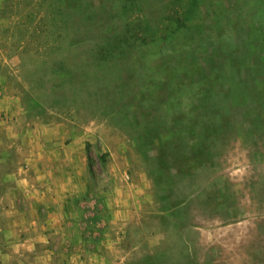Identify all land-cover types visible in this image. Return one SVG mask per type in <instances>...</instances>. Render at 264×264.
<instances>
[{
	"label": "rangeland",
	"instance_id": "rangeland-1",
	"mask_svg": "<svg viewBox=\"0 0 264 264\" xmlns=\"http://www.w3.org/2000/svg\"><path fill=\"white\" fill-rule=\"evenodd\" d=\"M263 2L0 0V264H73L112 217L123 264H264ZM81 148L78 217L27 209Z\"/></svg>",
	"mask_w": 264,
	"mask_h": 264
},
{
	"label": "crops",
	"instance_id": "crops-1",
	"mask_svg": "<svg viewBox=\"0 0 264 264\" xmlns=\"http://www.w3.org/2000/svg\"><path fill=\"white\" fill-rule=\"evenodd\" d=\"M40 152H41V155L32 159V162H30V166H28L27 169H28V171H33V170L37 171L36 174L39 175V179L41 180L42 174L39 173L38 170L43 171V168L45 165V161H44L43 155H42L43 154V147L41 148ZM80 154L82 155L80 158H77L76 156H73L72 158L71 157L66 158L63 156H61L62 158L60 157V164H59L60 167H59V170L57 172H60L59 174L63 175V177L61 176L60 179H65L64 181L62 180L63 183L61 184V187L58 188L57 190H55L53 193H50V192L47 193V192H43V191L38 192L39 190H36L37 193H36V196L33 197V203L29 202L27 209H29L32 212L39 210V208L42 207V203L45 204V202L51 200V199L45 198V197L52 194L55 197L54 201H56V202L59 201V203H57L55 205L56 209L62 210L65 212L67 211L66 216L65 217L63 216L62 222L65 223L66 220H64V219L70 218L72 216L75 218L78 217L77 213L83 211V209H82L83 206L81 205L80 201L86 195V193L88 192V188H89L88 183H85V180L87 178L86 177L87 161L85 158H83L84 148L80 149ZM56 173L52 174L53 179H55V180L59 179V178L55 177ZM17 176L20 179L19 180L17 178L19 181V186H20V188L23 189V186H24L23 184H24V180L26 179V176H24V175L22 176L21 174H17ZM70 178L80 179V180L82 179L81 185L79 187H72V188L69 187V185L71 184L69 181ZM29 180H30V182H29ZM20 182H22L23 184H21ZM27 182H29L32 185V178L28 179ZM42 193H44V194H42ZM0 194H2V193H0ZM10 194H13V192H11ZM30 194H34V192L33 191L30 192ZM107 196L108 195H106L103 198V200L107 199L108 198ZM113 196H116L118 198V201H123L122 199L123 198L126 199L128 194L125 193V191H123L122 189L117 188V186H116V188L114 186V188H112V192H111V197H113ZM77 202H78V204H77ZM66 203H68V204L65 205ZM107 205H108V203L105 202L104 207L108 208ZM19 209H20V211H22L20 206H19ZM124 214H126V213L124 212ZM112 215H113V213H112ZM82 221L83 220H78V221L74 220V221H72V224H73V226H79L80 224H82L81 223ZM69 224L70 223H68V225ZM109 224H110L109 229L112 230V231L109 230V232H108V233H110V235L107 232H100V234L95 233V235L93 236L91 234H93L94 232L91 231L90 232L91 233L90 238L85 237V239L83 240L84 242H86L85 243L86 248L83 245L81 246V248H84V251L81 250L80 246L78 249L73 250V253H72L73 264H88L86 262L87 258L85 257L83 259L82 253L85 252V255L87 256L86 253L89 251V246L94 245V244L98 245V247L101 248V251L103 250V252L107 254V257H105L108 259V260H106L107 264H114L111 261L112 257H110V255L111 256L118 255L116 253V251L121 254L120 256H118L119 261L117 264H123L124 263L125 258H123V256H122L124 254L123 253L124 250H123V246H121V245H122V242L126 243V240H128L130 238L129 236H127L125 234L126 232H123V229L126 228V226L128 228V222L123 221V220L119 221L118 218L112 217ZM121 230L123 232V235H122V233H120ZM31 232L32 231L30 230V233ZM87 234H89V232H87ZM39 237H37V241L42 240V242H43V236L40 235ZM35 241H36V239H35ZM80 241H82V240H80ZM132 245L133 244H131L130 246H132ZM121 248H122V250H121ZM105 249H108V251H106ZM78 250H81V251H78ZM94 251H96V250H94ZM88 254H89V252H88ZM147 255H149V253H147ZM150 255H149V257H150ZM109 258H110V260H109ZM80 261H82V263Z\"/></svg>",
	"mask_w": 264,
	"mask_h": 264
},
{
	"label": "trees",
	"instance_id": "trees-1",
	"mask_svg": "<svg viewBox=\"0 0 264 264\" xmlns=\"http://www.w3.org/2000/svg\"><path fill=\"white\" fill-rule=\"evenodd\" d=\"M264 3V2H263ZM254 9L256 10V9H258L257 8V6H254ZM257 11V10H256ZM257 13V12H256ZM262 17H263V20H264V14H262ZM89 147H90V145L88 146V150H89ZM102 160L105 162V160H106V155H104V156H102Z\"/></svg>",
	"mask_w": 264,
	"mask_h": 264
}]
</instances>
